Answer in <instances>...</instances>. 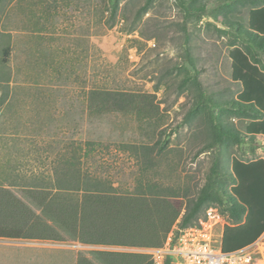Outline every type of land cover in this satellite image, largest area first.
Returning <instances> with one entry per match:
<instances>
[{"label":"rangeland","instance_id":"1","mask_svg":"<svg viewBox=\"0 0 264 264\" xmlns=\"http://www.w3.org/2000/svg\"><path fill=\"white\" fill-rule=\"evenodd\" d=\"M144 2L121 0L110 27L106 0H2L0 96L6 99L0 106V187L36 212L40 209L25 189L36 176L53 180L57 162L76 148L85 152L89 141L95 150L83 167L123 193L133 190L142 164L122 144L151 147L152 163L144 175L190 193L204 184L215 164L227 174L233 157L264 158V138L254 150L249 143L204 149L210 137L207 114L189 115L198 73L210 110L244 129L245 120L230 118V105L221 106L240 88L231 79L232 30L221 19L247 26L249 6L237 0H198L206 13L188 16L180 0H154L148 12L138 15ZM6 47L11 52L5 62ZM91 89L146 93L151 114L91 116ZM87 249L94 256L95 249ZM147 249L103 252L117 254L114 264H154Z\"/></svg>","mask_w":264,"mask_h":264},{"label":"trees","instance_id":"2","mask_svg":"<svg viewBox=\"0 0 264 264\" xmlns=\"http://www.w3.org/2000/svg\"><path fill=\"white\" fill-rule=\"evenodd\" d=\"M180 1L188 16L206 13V6L199 4L198 0ZM237 1L249 6L247 26L232 20L221 19V22L230 31H235H231L232 48L228 56L231 79L239 83L240 88L234 99L223 102L221 106L229 104L230 118L245 120L244 129L238 130L233 123L210 110L196 73L192 81L196 99L189 115L194 116L199 111L207 114L210 137L204 149L249 143L254 150L264 138V0ZM120 2L106 0L109 18L112 19L110 27L118 16ZM153 2L145 0L137 11L138 15L148 12ZM1 3L2 0L0 6ZM212 17L219 20L216 13ZM10 52V48L4 49L5 62ZM87 94L91 116L117 112L151 114L146 93L91 89ZM5 96H0V106ZM94 144L89 141L85 152L82 147L76 148L74 153L59 160L54 166L53 180L36 176L32 186L25 189V195L40 209L39 213L11 190L0 187V237L157 248L164 244L171 231L178 234L197 223L210 206L219 207L226 218L221 235L224 251L246 246L264 232V158L244 160L233 157L227 174L215 164L206 175L204 184L190 193L163 186L144 175L147 163H152L151 147L122 144L120 147L142 164L133 190L123 193L108 179L83 167L84 159L95 150ZM65 251L76 254L75 263L71 261L70 264H96L86 259L83 252ZM114 253L99 252L104 256L101 259L110 264L118 262ZM110 256H114L113 261L108 259ZM164 264H172V258L167 257Z\"/></svg>","mask_w":264,"mask_h":264},{"label":"built area","instance_id":"3","mask_svg":"<svg viewBox=\"0 0 264 264\" xmlns=\"http://www.w3.org/2000/svg\"><path fill=\"white\" fill-rule=\"evenodd\" d=\"M216 206L208 207L197 223L178 234L171 231L161 247L147 249L154 264H264V232L252 243L233 251L221 248L220 225L225 217Z\"/></svg>","mask_w":264,"mask_h":264},{"label":"crops","instance_id":"4","mask_svg":"<svg viewBox=\"0 0 264 264\" xmlns=\"http://www.w3.org/2000/svg\"><path fill=\"white\" fill-rule=\"evenodd\" d=\"M16 196L24 200L18 195ZM28 199L31 200L30 198ZM68 241L60 242L53 240L14 239L0 237V264H70L71 261L75 263L76 254L65 251L67 249H72L76 252H83L86 259H90L94 263L98 264L97 262L100 263L102 260L101 257H104L103 255L101 256L99 252H103L104 250L115 251L119 248H129L118 246L85 245L78 241H74L78 243V245L75 247L64 244ZM86 248L89 250L95 249L94 256H92V253L87 255L83 250ZM108 259L113 261L114 256H110Z\"/></svg>","mask_w":264,"mask_h":264}]
</instances>
